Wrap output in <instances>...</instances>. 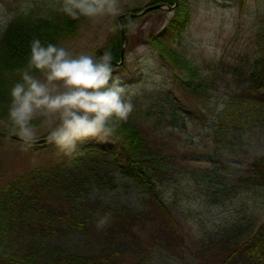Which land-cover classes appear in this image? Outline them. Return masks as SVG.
<instances>
[{
	"label": "trees",
	"instance_id": "16d2710c",
	"mask_svg": "<svg viewBox=\"0 0 264 264\" xmlns=\"http://www.w3.org/2000/svg\"><path fill=\"white\" fill-rule=\"evenodd\" d=\"M58 2L50 0L41 9L37 8L38 4L27 15L19 11L6 29L0 26V118L4 122L9 92L20 80L17 70L26 66L30 41L36 37L42 44L66 48L65 43L77 38L80 29L90 20L85 17L72 20L47 7ZM174 2L149 0L148 5H173ZM141 7L133 10L139 11ZM188 9L185 0H178L167 25L159 32H151L146 41L168 64L180 88L203 93L214 85V78L210 80L199 71L180 41L179 32L188 21ZM129 20L128 16L124 18L125 26ZM251 41L255 52L252 60L247 67L237 66L232 70L236 79L243 76L237 88L241 94L231 95L217 111L219 125L225 122L232 128L242 126L251 119L242 113L250 114L257 108L253 97L243 95L264 88V14L257 16ZM102 48L111 53L113 60H119L121 31L116 22L107 30ZM111 65L115 67L113 62ZM159 95L158 92L130 95L133 110L108 141L86 140L78 144L72 156L56 149L55 163L41 165L32 172L17 173L0 185V261L6 264H170V256L174 258L172 261L177 256L186 258L187 248L192 264H264V212L260 210L249 206L238 208L235 218L197 236H185L181 232L182 224H175L177 221L171 213L174 204L164 197L163 190L174 172L183 168L172 145L163 141L165 131H160L159 139L152 129L161 126L166 129V125L174 129L182 115L174 105L167 106L164 101L156 100ZM146 97L151 100L145 101ZM188 114L192 118L202 116L197 109ZM46 144L49 143H36L33 148ZM212 161L226 167L221 160ZM210 169L202 168L200 177L207 188L214 190L213 194L220 192L234 197L238 192L253 191L264 202V155L248 161L247 167L229 185L221 180L208 185L215 175ZM119 178L139 188L145 208L91 195L93 189L114 188ZM102 218H106V223L97 227ZM82 234L87 237L85 248L84 243L80 246L69 242L71 237Z\"/></svg>",
	"mask_w": 264,
	"mask_h": 264
},
{
	"label": "rangeland",
	"instance_id": "374dc122",
	"mask_svg": "<svg viewBox=\"0 0 264 264\" xmlns=\"http://www.w3.org/2000/svg\"><path fill=\"white\" fill-rule=\"evenodd\" d=\"M49 1L0 0V12L14 15L20 11L22 4L28 2L34 6L39 4L40 7L37 8L41 9L44 3ZM148 1L121 0V13L138 12L133 10L138 6H142L143 10L148 6ZM185 2L189 8V18L179 32L181 45L186 55L199 66L198 70L208 79L214 78V85L210 89L195 93L180 88L174 82L168 64L146 41L151 32H159L167 25L173 15L172 8H166L170 4H165L159 11L150 12L148 9L143 14L132 16L126 26L124 18L127 16L123 17V59L119 64L111 62L115 65L113 79H119L128 96H145L158 92L160 97L156 100L160 99L161 103L164 101L167 106L174 105L182 115L174 129L166 125V129L161 126L152 130L157 138L160 131H165L163 141L172 145L173 151L178 155V163L183 168L174 172L163 190L164 197L174 204L171 213L177 221L175 224H182L181 232L185 236H197L232 220L237 216V209L243 206L264 212V202L255 192H238L234 197L220 192L213 194L214 190L207 188V183L200 177L202 168L207 166L215 173L214 179L208 185L212 186L218 180L229 185L235 182L236 176L247 167L248 161L255 156L264 155V88L243 95L251 96L257 102L253 113H242L251 116L244 125L236 128L228 126L225 122H222L225 125H219L216 117L217 111L231 95L241 94L237 88L243 76L236 79L232 70L237 66L240 69L247 67L255 55L251 38L256 28L257 16L264 14V0ZM118 16L104 17L98 22L89 20L88 24L80 29L77 38L65 43L66 48L77 54L86 52L95 56L96 51L104 49L102 46L107 38V30L115 22L118 24ZM0 26L3 24L0 23ZM144 100L148 102L151 98L146 97ZM193 109H197L202 116L192 118L188 111ZM182 121L185 122L184 125ZM0 131H5L2 118ZM46 135L47 133L41 130L40 136ZM56 149L54 145L46 144L25 151L18 139L0 136V185L17 173L32 172L41 165L55 163L58 158ZM213 159L226 163V167L218 165L217 162L215 164ZM175 166L178 165L175 163ZM215 167L217 170H214ZM139 191L134 183L119 178L114 188L103 191L93 189L91 195H101L106 200H117L143 209L146 205L142 202L143 196ZM86 238V235L82 234L71 237L69 242L80 246L84 243L85 248ZM185 255L186 258L177 256L173 261L171 259L174 258L170 256V264H192L188 260L187 248ZM0 264L6 263L0 261Z\"/></svg>",
	"mask_w": 264,
	"mask_h": 264
},
{
	"label": "clouds",
	"instance_id": "9594fccd",
	"mask_svg": "<svg viewBox=\"0 0 264 264\" xmlns=\"http://www.w3.org/2000/svg\"><path fill=\"white\" fill-rule=\"evenodd\" d=\"M33 7L28 2L20 11L27 15ZM47 7L72 20L85 17L94 22L116 17L123 10L121 0H59ZM14 18L0 12L5 29ZM17 72L20 80L9 92L5 131L9 137H17L25 151L40 140L43 130L47 142L59 153L72 156L78 144L90 138L105 141L113 136L133 110L126 89L118 78L113 79L108 51L100 56L77 54L57 44H42L34 37L26 66ZM105 223L102 218L97 227Z\"/></svg>",
	"mask_w": 264,
	"mask_h": 264
},
{
	"label": "water",
	"instance_id": "95a60500",
	"mask_svg": "<svg viewBox=\"0 0 264 264\" xmlns=\"http://www.w3.org/2000/svg\"><path fill=\"white\" fill-rule=\"evenodd\" d=\"M177 1L178 0H175L173 5H167L166 8L174 7L177 4ZM164 5L165 4H161V3L151 4V5L146 6L143 10H141L139 12H134V13L133 12H123V13H121L118 16L119 24H120V31H121V40H122V45H121V48H120V58H119V61L116 62L111 57V61L115 62V64H119V63L122 62V59H123V55H124V37H125V32H124V27H123L124 26L123 25V17H125V16L132 17V16L140 15V14H143L148 9H152V8H164ZM104 52H105L104 49H100V50H98V52L96 53L95 56H100ZM0 136H8V135H7L6 131H0ZM12 137L18 139L15 136H12ZM45 141H47L46 140V136H43V137L40 138V140L37 143H41V142H45Z\"/></svg>",
	"mask_w": 264,
	"mask_h": 264
},
{
	"label": "bare ground",
	"instance_id": "6f19581e",
	"mask_svg": "<svg viewBox=\"0 0 264 264\" xmlns=\"http://www.w3.org/2000/svg\"><path fill=\"white\" fill-rule=\"evenodd\" d=\"M118 26H119V29H120V24H119V22H118ZM124 27V26H123ZM124 32H125V30H124ZM121 45H122V40H121Z\"/></svg>",
	"mask_w": 264,
	"mask_h": 264
}]
</instances>
